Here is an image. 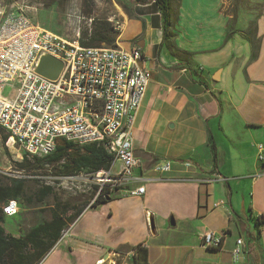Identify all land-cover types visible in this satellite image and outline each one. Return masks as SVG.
I'll return each mask as SVG.
<instances>
[{
  "label": "crops",
  "instance_id": "obj_1",
  "mask_svg": "<svg viewBox=\"0 0 264 264\" xmlns=\"http://www.w3.org/2000/svg\"><path fill=\"white\" fill-rule=\"evenodd\" d=\"M231 7L233 0H169L165 33L150 4L133 6L132 17L120 14L114 44L140 48L151 74L132 128L141 161L135 175L148 178L140 182L145 191L95 207L90 199L69 203L84 208L37 264H137L128 252L136 245L146 249L147 264H264V220L256 218L264 215V8L251 31V10ZM176 128L181 136L166 131ZM65 142L71 146L64 152H52L62 153L54 163L60 169L81 147L56 140ZM23 156L32 160L17 152L16 161ZM158 160H170L171 171L152 172ZM110 166L117 171L120 163ZM39 197L14 199L18 212L4 215V227L7 217L14 221L6 231L18 236L51 220L53 194ZM207 231L224 233L220 248L201 245ZM238 237L245 248L235 263Z\"/></svg>",
  "mask_w": 264,
  "mask_h": 264
},
{
  "label": "built area",
  "instance_id": "obj_2",
  "mask_svg": "<svg viewBox=\"0 0 264 264\" xmlns=\"http://www.w3.org/2000/svg\"><path fill=\"white\" fill-rule=\"evenodd\" d=\"M112 26L121 32V22ZM41 53L62 62L57 79L34 72ZM142 58L137 46H83L40 27L24 9L4 10L0 4L1 141L28 158L49 155L59 138L79 146L100 143L113 158L111 165L120 163L117 171L110 166L95 173L54 175L51 184L44 185L73 195L91 194L92 201L99 194L107 198L142 195L145 187L140 182L148 178L135 175L141 161L135 155L132 136L135 115L151 78L141 65ZM6 86L11 87L10 96L3 94ZM171 168L170 160H158L150 169L162 175ZM9 172L20 179L25 177L22 169ZM2 212L15 215L17 202L8 200ZM256 218L264 220V215ZM223 241L224 233L207 231L200 235V243L206 248H220ZM244 248L243 237H238L230 252L233 262L241 260Z\"/></svg>",
  "mask_w": 264,
  "mask_h": 264
},
{
  "label": "trees",
  "instance_id": "obj_3",
  "mask_svg": "<svg viewBox=\"0 0 264 264\" xmlns=\"http://www.w3.org/2000/svg\"><path fill=\"white\" fill-rule=\"evenodd\" d=\"M121 3L128 17H132V7L138 5L150 4L159 12L162 19L163 32L167 30V9L169 0H117ZM111 24L103 20L96 28L88 35L86 41H80L83 46H97L104 43L107 46L114 45L115 36L112 32ZM84 36L87 33L83 34ZM5 139V136L2 137ZM63 141V140H62ZM71 143L65 142L63 146L55 145V150L64 152L62 147H70ZM53 151V152H54ZM65 154V153H64ZM61 154L50 153L47 156L32 160H27L24 156L22 162H15L14 164L24 170L26 166L35 167L38 169L49 168L53 170V175H63L61 170L67 175H75L81 171L84 173H95L99 170H108L113 158L109 155L105 148L100 143H91L81 146L72 153H67V157L63 162L64 169L57 168L54 164L56 160L61 157ZM45 165V166H44ZM51 165V166H50ZM49 166V167H48ZM72 170V171H70ZM69 172V173H68ZM60 173V174H58ZM9 186H2L0 184V202L4 204L10 199L18 200L20 197L29 203L30 200L25 196V181L24 179L9 178ZM50 185H43L38 189L34 195H40L36 200H41L53 194L55 202V211L51 209V220L49 222L38 224L23 234L18 236L10 234L6 231L3 222L4 214L2 207H0V264H37L44 255L54 246L57 240L61 237L62 231L81 213L84 204L77 207L69 205V203L58 199ZM99 194L92 202V207L101 203H105L118 196H109L108 198ZM28 198V199H27ZM27 199V200H26ZM3 204V205H4ZM2 205V206H3ZM17 214V213H16ZM15 214V215H16ZM132 251V258L137 264H147V251L141 245L128 247Z\"/></svg>",
  "mask_w": 264,
  "mask_h": 264
},
{
  "label": "rangeland",
  "instance_id": "obj_4",
  "mask_svg": "<svg viewBox=\"0 0 264 264\" xmlns=\"http://www.w3.org/2000/svg\"><path fill=\"white\" fill-rule=\"evenodd\" d=\"M243 3L246 9H250L252 14L255 15L251 21V31H254L253 28L257 19V13H260L264 8V0H243V2L241 0H233V7H231L229 11L233 12L236 6ZM0 4L4 10H8L9 8L24 9L29 18L31 17L32 21L37 22L40 27L57 33L70 41H86L88 35L103 20L110 23L113 28V22H121L122 17L120 18V14L127 15L121 3L117 0H0ZM112 32L114 36H119L120 34L113 29ZM84 33H87V35L84 36ZM166 43L167 42H165V44ZM97 46H102V43ZM148 54L150 55V52ZM3 94L5 96H10L12 94L11 87L6 86ZM166 131L171 134H176V136H181V132L177 128L166 129ZM140 146H142V144ZM138 151L139 153L141 152L139 147ZM16 158L17 151L15 149L8 147L1 148L0 146V184H7L9 178H19L13 176V173L9 172V170H19L14 164L18 162ZM22 174L25 176L22 179L25 181L26 197H31L32 194L37 191L40 184H51L53 180L52 177L54 176L53 170L47 168L38 169L30 166H26ZM44 180H46V182ZM54 190L56 196L60 197L62 201L70 204H81L84 200H92L93 198L91 194L78 193L73 195L62 188H54ZM12 218L7 217L5 220V227L13 225L14 221ZM35 222L36 221H31L28 225H24L23 228L26 230L28 227L35 224ZM129 223H132V221L130 220ZM124 251L126 250L121 248L119 252ZM128 252L131 255L132 251L129 250ZM118 259L120 260L118 263L124 261V258L121 256Z\"/></svg>",
  "mask_w": 264,
  "mask_h": 264
},
{
  "label": "water",
  "instance_id": "obj_5",
  "mask_svg": "<svg viewBox=\"0 0 264 264\" xmlns=\"http://www.w3.org/2000/svg\"><path fill=\"white\" fill-rule=\"evenodd\" d=\"M61 69L62 62L60 60L45 53H41L34 67V72L46 79L55 80L58 78Z\"/></svg>",
  "mask_w": 264,
  "mask_h": 264
},
{
  "label": "bare ground",
  "instance_id": "obj_6",
  "mask_svg": "<svg viewBox=\"0 0 264 264\" xmlns=\"http://www.w3.org/2000/svg\"><path fill=\"white\" fill-rule=\"evenodd\" d=\"M101 263L103 262V261H100Z\"/></svg>",
  "mask_w": 264,
  "mask_h": 264
}]
</instances>
